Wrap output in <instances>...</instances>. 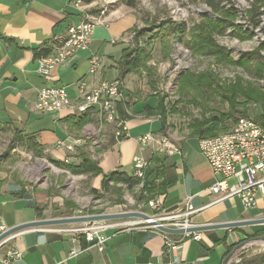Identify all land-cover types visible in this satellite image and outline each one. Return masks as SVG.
Masks as SVG:
<instances>
[{"label":"crops","instance_id":"1","mask_svg":"<svg viewBox=\"0 0 264 264\" xmlns=\"http://www.w3.org/2000/svg\"><path fill=\"white\" fill-rule=\"evenodd\" d=\"M73 1L0 0V124L12 125L34 136L43 145V151L47 153L45 158L51 164L60 163L69 154L57 146V141L66 136L82 135L88 123L77 128L68 117L79 115L66 109L55 113L38 111L35 108L38 89L43 85L66 86L69 96L77 99L80 84L91 89L103 81L118 78L125 94L121 104L123 109L130 110L126 118L127 134L116 139L113 128L106 127L105 143L97 146L101 148L98 152L90 154L101 169V173L91 178V187H102L103 174L111 171L132 175L133 158L142 155L150 162L153 172L147 178L142 173L138 180L144 178V181L154 183L156 194L151 198L160 197L163 201L159 210L149 205L147 210L176 212L184 207L188 198L196 209L190 215L194 226L264 217V196L261 194L257 205L251 209H245L238 196L215 201L210 186L216 176L199 151L198 138L180 137L173 142L179 152L157 153L156 143H160L157 134L164 130L157 112L159 93L149 90L146 81L133 75L132 70L123 77L120 75L122 50L133 46L126 39L136 24L135 16L130 12L124 11L106 25L96 26L89 50H76L56 65L46 78L37 73L34 49L42 48L45 43L51 44L57 36L66 33L70 24L81 19L80 9L77 10ZM112 39H116V43H112ZM117 43L120 44L118 51L112 46ZM109 45L112 48L105 49ZM90 52L103 58L102 66L95 73L89 72ZM148 133L155 134L152 143L142 145L140 138ZM79 140L80 146L82 139ZM74 152L68 157L69 163L78 164ZM88 175L75 174V177L85 179ZM144 181L135 188L139 189ZM232 183L234 179H231ZM162 184L164 193L159 194ZM39 188L33 191L32 185H22L10 174L0 173V225L8 229L34 220L69 215L57 214L67 207L64 199L59 202L56 194H44L46 191ZM104 222L108 226L102 231L106 237L102 250L94 243L84 241L83 236L62 232L60 229L64 225L40 226L18 231L4 239L0 243V264H4L11 249L21 252L22 256L10 264H223L231 247L242 246L247 240H264V223L212 228L198 231V241L183 233L169 234L178 243L165 252L161 233L149 223L138 225L139 220L122 218ZM72 249L77 254L70 255ZM236 250L231 255V264L240 260Z\"/></svg>","mask_w":264,"mask_h":264},{"label":"rangeland","instance_id":"2","mask_svg":"<svg viewBox=\"0 0 264 264\" xmlns=\"http://www.w3.org/2000/svg\"><path fill=\"white\" fill-rule=\"evenodd\" d=\"M73 4L78 11L80 9L82 16L97 15L105 9L103 22L97 26L106 25L110 20L124 14V11L135 16L136 24L130 36L126 35L127 43L133 44L129 46L130 49H144V54L147 56L142 59L139 67L132 70V74L144 79L148 89L156 90L163 99L164 130L157 135L168 137L175 149L178 150V147L173 142L180 137L200 140L208 135H219L229 131L240 117L251 118L253 121L257 119L256 116L258 120L261 118L258 102H246L238 96L242 89L249 93L256 90L264 93V11L259 18L255 16V20L259 19L255 24L251 15L254 0H227L222 3L223 11L217 13L213 12L204 0H136V5L133 7L126 5L122 0H75ZM226 9H232L236 12L235 15L224 16ZM261 10L262 8L258 12ZM206 15L216 20L215 30L218 32L211 33V38L217 49L224 50L223 59H220L218 54L205 52V49L197 50V46L193 44L194 36L189 34L191 27L201 28L206 24L202 22L206 21L204 19ZM221 19L226 20L224 22ZM166 20L172 25L165 23ZM182 25L184 29L180 27ZM143 29L144 32L136 38L135 34ZM111 42L116 43V39H112ZM110 45L105 49L109 50ZM112 46L118 51L120 44ZM242 58L248 60L238 64L236 61ZM232 88L235 89L234 109L237 111L233 115L237 118L227 119L223 114L229 112L232 104L226 101L223 95ZM119 90L124 91L122 82ZM126 110L123 109L128 116L130 110L128 109L127 112ZM90 117L92 121L84 126L82 135L78 136L82 139V144L74 152L73 157L77 161L81 159L79 156L81 152L96 161L90 154L93 151L98 152L101 148L97 146L105 143V138L101 135L106 134L107 126H111L114 130L113 125L100 124L96 116H94L96 118ZM100 126L103 131L95 132ZM207 127L212 128L205 132ZM13 129L12 125L0 124V173L10 174L22 185H32L33 191L40 187L39 189L46 191L44 194H56L59 202L64 199L63 203L67 207L57 214L81 216L131 210L153 214L156 217L168 214L147 210L150 198L148 200V196L142 193L141 185L139 189L135 187L130 189L125 184L110 181L107 190H103V186L98 189L91 187L93 175L78 179L63 166L51 164L45 158L47 157L45 151L42 156H36L22 143L24 139L21 141L16 137L17 134L19 137L23 134ZM198 132L203 134L199 136ZM86 134L90 137L94 136L99 145L94 144L91 138L85 137ZM157 149V153L169 154L158 145ZM145 159L148 161L147 158ZM149 164L148 161L144 169V177ZM142 181L144 178L139 180V183ZM122 219L139 220L138 225L148 224L145 220L136 217ZM80 223L84 222L62 225L73 227ZM244 243L236 247L240 260L232 263L264 264L258 259L259 256L264 255V240L260 242L247 240ZM228 261H231V257ZM228 261L223 264H227Z\"/></svg>","mask_w":264,"mask_h":264},{"label":"built area","instance_id":"3","mask_svg":"<svg viewBox=\"0 0 264 264\" xmlns=\"http://www.w3.org/2000/svg\"><path fill=\"white\" fill-rule=\"evenodd\" d=\"M85 14L77 23L70 24L65 31H71L70 44L61 48L60 51H51L50 57H38L37 73L46 78L50 71L59 63L65 61L78 49L89 50L94 28L90 26V16ZM81 24H88V31H81ZM102 56L90 52L89 72L95 73V68L102 66ZM120 80L118 78L111 81H103L101 90H94L91 98L80 99L82 84L78 87V98L72 99L66 86L43 85L36 94L35 108L43 113H55L66 109L75 114V111H82V104H91V109L109 111L112 117L118 118V129L114 130L116 139L126 137L127 127L126 118H121L119 104L124 100V91H120ZM153 133H148L140 138L142 145L152 143ZM238 141H239V168H240V195L241 203L245 209L254 208L257 205L258 195L264 196V125L251 118H238ZM76 140L78 137L66 136L57 141V146L68 154L76 150ZM160 148L167 152H179L169 138L160 135V143H156ZM230 139H220L219 137L209 136V141L198 140V148L204 159L211 167L212 173L216 176L215 181L210 186V191L216 196V202L232 198L231 184V157ZM99 145V144H98ZM69 155L64 158L65 163H69ZM147 160L142 155L133 158V172L143 173ZM162 199L154 197L148 201V205L154 209L162 207ZM196 211L187 198L184 207L179 211L165 214L163 216H152L159 223L168 227L187 228L192 224L190 215ZM108 225L104 221L84 222L73 227H64L60 230L66 233L83 236L85 241L94 243L99 249H103L106 240L102 231ZM154 227V226H153ZM164 240L165 252L171 251L176 247L178 241L171 238L168 233L162 232L156 227ZM7 230L4 225H0V233ZM185 237L193 240H200V233L184 232ZM6 239V238H5ZM77 254L72 249L70 255ZM22 253L11 249L7 252L3 260L4 264H10L12 260L19 259ZM229 263L231 261H228ZM227 263V264H229Z\"/></svg>","mask_w":264,"mask_h":264},{"label":"trees","instance_id":"4","mask_svg":"<svg viewBox=\"0 0 264 264\" xmlns=\"http://www.w3.org/2000/svg\"><path fill=\"white\" fill-rule=\"evenodd\" d=\"M126 3V5L128 6H135L136 5V0H122ZM212 9L213 12H221L223 11V6L222 3L223 2H227V0H204ZM252 17L254 18V22L255 24H257V22L259 21V19L255 20V16L257 15L259 18V15L263 14L264 11V0H254V4L252 6ZM262 8L261 11L258 12V10ZM224 13L226 17L229 16H234L236 12H234L232 9H226L224 10ZM206 21H202L203 24L206 23L205 25H203L201 28H197V27H191L189 29V34L190 36L192 35V37L194 36V43L195 46H197V50L199 49H205V52H208L212 55H216L218 54V56H220V59H223L224 57V50L221 49H217L216 45L214 44L212 38H211V33H214L215 28L217 27L216 25V20H214L213 18H210L208 15L204 16ZM222 21L225 22L226 19H221ZM165 23H169L171 24V22L169 20L164 21ZM172 25V24H171ZM183 27L184 29V25L180 26ZM142 32H144V29L141 30L140 32H138L137 34H135V37L138 38L140 36V34H142ZM197 32V33H196ZM205 32V33H202ZM218 32V31H216ZM207 33V34H206ZM210 33V34H208ZM196 42V43H195ZM35 53V57L38 58L40 56H46L49 53H51L52 51V44L50 45L45 43L42 48H35L34 49ZM145 50L144 49H129L127 47L123 48L122 50V56L120 58V75L121 77L124 76V74H126L127 72H130L131 70H133L134 68L139 67L140 63L142 62V59L146 58L145 56ZM147 54V53H146ZM247 59V58H246ZM245 58H242V60H238L236 61L238 64L244 63V61L246 60ZM248 60V59H247ZM246 60V61H247ZM257 91V93H256ZM253 93H249L246 90L244 91L243 89L240 90V92L238 93L240 96V98H242L244 101L249 102V101H256L260 104V108H261V112L259 113V116H261V118L258 120V116L257 119H255L256 121L260 122L261 124L264 125V93L261 92L260 90H256ZM224 98L226 99V101H230V103L232 104V107L230 108L229 112L224 113L223 116L227 119H236L237 117H235L234 112V105L236 104V100H235V89L232 88L231 91L228 92H224ZM162 102L163 99L161 97H158V101H157V112L160 115V119L163 123L164 121V117L162 114V110H163V106H162ZM127 112V110H126ZM119 113L121 115V118H127V115L125 114V112L123 111V104H119ZM243 113H245L243 111ZM68 119H71V121L73 122V124L75 126H77V128H82L85 124H87L88 122H90L92 119L90 117L89 114H82L79 116H72L70 115L68 117ZM212 127L206 129L205 132L209 131ZM205 129V128H204ZM203 129V130H204ZM14 131H16L17 133H21L23 134L22 137H19V135L17 134L16 137L20 138L22 143L27 146V148H29L31 151H33L35 153L36 156H42L43 153V145L38 142V140L32 136V135H28L25 134L23 131L18 130L16 128L13 129ZM15 132V133H16ZM201 132V131H200ZM198 132V135L200 136L203 133ZM200 133V134H199ZM25 134V135H24ZM214 136H216L215 134H212ZM210 135V136H212ZM218 135V134H217ZM209 137V135H208ZM206 137V138H208ZM213 137V136H212ZM205 137H202V139ZM80 160L78 162V164H72V163H65L64 161L60 162V163H56V166H63L65 169L69 170L71 173L73 174H90V175H97L99 173H101V169L98 166V164L96 163V161H93L92 159H90L87 155H85V153H80ZM155 157H153L154 159ZM148 162V161H147ZM151 172H153V168L152 167H148L146 169V173L145 176L147 178L148 175L151 174ZM142 173H140L138 176L134 177L133 175H127L125 172H119V171H111L107 174H103L102 177V181H101V185L103 186L104 190L108 189V182H114V183H122L125 184L126 186H128L130 189L135 187L137 184H139V180L141 178ZM153 182V181H152ZM163 183V182H162ZM163 187L164 184H162V187H160L161 189L158 190L159 194H163ZM141 191L142 193L146 194L148 196V200L149 198H151L152 196H154L155 191H154V183H150L147 181V179H145V181L143 182V185L141 187ZM264 233V232H262ZM85 241V239H84ZM233 247H231L232 249ZM228 252H230V250ZM260 261L264 262V255L263 256H259Z\"/></svg>","mask_w":264,"mask_h":264},{"label":"bare ground","instance_id":"5","mask_svg":"<svg viewBox=\"0 0 264 264\" xmlns=\"http://www.w3.org/2000/svg\"><path fill=\"white\" fill-rule=\"evenodd\" d=\"M233 7V6H232ZM105 13V9H102L99 14L94 15L92 14L90 16V26H97L99 24H102V17ZM81 31H88V24H81ZM70 38H71V31H66L64 35L57 36L52 44V51H60L61 48H65L68 44H70ZM50 44V45H51ZM51 53H49L46 56H41V57H50ZM178 67V66H177ZM98 68H95V71ZM103 88V82L95 86L94 88L87 89L84 84H82V88L80 91V99H88L91 98L93 95V89L94 90H101ZM128 111V110H127ZM89 114L90 116L94 117L96 116L98 119V122L104 123L105 125L111 124L114 125L115 128L114 130L118 129V118L117 117H112V114L109 111H104V110H95L91 109V104H82V111H75V114L77 115H82V114ZM94 117V118H96ZM96 119V120H97ZM90 124V123H89ZM94 125V124H93ZM101 126L96 128L95 132H102ZM238 119L234 123L231 129L229 131L213 136V137H219L220 139H230V157H231V179H234V183H232V197L233 196H238L240 201H241V195H240V168H239V141H238ZM100 135V134H99ZM91 138L92 142L96 145L97 139L92 136L90 137L89 134H86L85 137ZM96 136V135H95ZM103 136V135H101ZM201 141H209L208 138H203L200 139ZM101 141V140H99ZM80 140H76V147L79 146ZM94 147V145H93ZM75 150H73L74 152ZM140 173H135L134 177L138 176Z\"/></svg>","mask_w":264,"mask_h":264},{"label":"water","instance_id":"6","mask_svg":"<svg viewBox=\"0 0 264 264\" xmlns=\"http://www.w3.org/2000/svg\"><path fill=\"white\" fill-rule=\"evenodd\" d=\"M141 218L148 222L150 225L156 227L162 232L168 234H175V233H184V232H195L205 229H212V228H224V227H236L241 225H248V224H257V223H264V217L261 218H253V219H246V220H234V221H225L219 223H211L207 225H198V226H191L188 228H176V227H168L164 224L159 223L156 219L151 217L145 212L141 211H122V212H115V213H101V214H90V215H81V216H68V217H56V218H47V219H40L34 220L26 223H21L16 226L10 227L4 232L0 233V243L8 236L22 231L28 228L33 227H40V226H51V225H62V224H69V223H79V222H92V221H100V220H110V219H120V218ZM236 246L230 251V253L224 258V263L229 260L231 255L233 254Z\"/></svg>","mask_w":264,"mask_h":264}]
</instances>
